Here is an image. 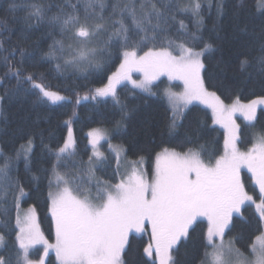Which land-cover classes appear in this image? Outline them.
I'll return each mask as SVG.
<instances>
[{
	"label": "snow or ice",
	"instance_id": "1",
	"mask_svg": "<svg viewBox=\"0 0 264 264\" xmlns=\"http://www.w3.org/2000/svg\"><path fill=\"white\" fill-rule=\"evenodd\" d=\"M17 7L16 4L10 5L12 10ZM23 7V20L29 27L33 22L40 24L46 21L48 25L59 28L61 39L53 40L44 53L43 58L48 60H62L65 66L74 68L99 69L102 53L113 42L118 43L123 59L117 70L107 77V83L95 90L93 99L110 96L120 104L117 86L125 81L145 91H150L152 82L161 75L181 81V92L166 90L170 116L165 129L170 139L192 146L183 151L162 147L155 155L150 179L145 171L133 167L116 183L98 180L94 196L85 187V182L78 179L79 173L71 175L54 169L55 190H52L50 180L48 198L55 222V243H50L40 231L34 208H29L23 215L17 211L15 264H44V257L50 249L55 251L59 264H129L126 257L132 248L133 234L148 236L142 250L150 264H178L174 253L182 241L190 238L201 218L207 221V228L202 234L203 253L199 264H208L209 256L212 264H264V135L259 136L247 151H240L237 147L239 125L233 119V115L239 112L246 120L255 121L257 106L264 105V95L247 103L237 95L230 104H225L206 85L204 56L211 45L205 44L198 50L195 33L192 34L191 46L187 42L177 43L166 35L169 20L176 18L170 15L174 11L199 17L198 24L202 22L201 0H113L111 4L109 0H76L75 3L65 0L64 4L56 6L54 15H48L53 7L51 3L32 0ZM109 7L111 11L105 16ZM255 8L264 17V0H255ZM217 9L222 16L223 0H219ZM180 27H185L183 21H180ZM261 32L264 34V28ZM105 33L107 38L102 45L93 46V41ZM64 37H67V43ZM0 50L8 53L2 57L8 68L5 76L15 77L17 84L27 82L32 89L39 91L41 98L52 103L67 99L51 91L42 82V75L38 83L33 73L25 74L23 65L26 57L31 55L25 48L16 45L11 50L4 49L3 40H0ZM17 51L20 60L13 65L9 63V57L15 56ZM252 66L246 56L240 61L242 71ZM56 67L60 69L61 64L57 63ZM133 72L142 73L143 79L133 80ZM256 72L264 85V35L261 37L260 55L256 58ZM193 101L209 107L213 123L225 129L222 155H209L206 159L203 145L193 144L187 133L180 137L179 129L183 127L186 110ZM66 123L69 124L68 135L56 152L58 164L75 154L71 121ZM88 135L94 146L102 138L99 129L90 131ZM31 146L32 140L29 139L28 148L23 151L26 166ZM94 155L97 160L103 158L100 152H94ZM143 159L141 157L140 162ZM10 161L11 158H5L0 165V203L11 196L19 209V200L27 193L19 177L14 178L10 174ZM89 163L91 165L92 157H89ZM244 169L259 189V202L245 189L241 177ZM88 171L91 176L93 169L89 167ZM246 204L255 205L259 214V234L249 246V255L236 247L237 237L225 239L226 230L230 231L234 226V214L242 217L241 209ZM6 241V235L0 232V248L6 247ZM38 244L43 245V255L33 260L30 250ZM0 264H13V261L0 255Z\"/></svg>",
	"mask_w": 264,
	"mask_h": 264
},
{
	"label": "trees",
	"instance_id": "2",
	"mask_svg": "<svg viewBox=\"0 0 264 264\" xmlns=\"http://www.w3.org/2000/svg\"><path fill=\"white\" fill-rule=\"evenodd\" d=\"M31 2L32 0H0V40H3L4 49L11 50L16 45L25 48L31 54L26 57L23 65L25 74L33 73L38 83L41 82L39 77L42 75V82L49 86L51 91H56L67 99L52 103L46 98H41L39 91L32 89L27 82L17 84L15 77L10 74L5 76L8 68L2 57L8 53L0 50V97H3L0 100V165L4 163L5 158H11L10 174L14 178L19 177V182L27 193L20 198L19 205L36 209L44 237L54 243L55 226L48 198L49 181L53 183L55 177L54 169L62 173L67 171L71 175L79 173L78 179L85 182V187L89 188L92 194H95L98 180L116 183L121 178L117 159L111 152L109 153L112 155H107L90 176L89 157H92L93 151L91 137L88 135L90 131L108 130L111 134L110 143L121 145L130 161L143 157L146 170L150 174L154 168L155 155L162 147L183 151L192 145L182 144L181 140L170 139L167 135L165 125L170 116V105L164 94L168 87L165 80L151 85L150 91L129 84L118 85L117 96L120 104L110 96L92 98L95 90L107 83V77L117 70L123 59L118 43L113 42L102 53V66L99 69L88 68L83 71L80 68L65 66L62 60L43 58L48 46L53 40L61 39V35L59 28L48 25L46 21L40 24L33 22L31 27L24 22L23 5ZM39 2L51 3L53 7L48 15H54L57 12L56 6L64 4L65 0ZM72 2L75 3L76 0ZM112 2L113 0H109L110 4ZM201 3L202 22L199 24V17L176 11L170 13L176 18L169 20L167 37L177 43L187 42L191 46L192 34L195 33V46L198 50L205 44L211 45L204 56L206 85L226 104H230L237 95L243 103L264 95V85L256 72V58L260 55L261 37L264 35L261 32L264 28V17H261L255 8V0H223L222 16L218 14L217 9L219 0H201ZM12 4L18 7L12 10ZM110 11L109 7L105 16ZM80 15L83 18L82 6ZM180 21H183L184 28L180 27ZM106 38L107 33L102 35L98 47ZM64 39L66 42L67 37ZM173 47L175 48V44ZM245 56L253 66L242 71L240 61ZM19 60L18 51L15 56L9 57V63L13 65ZM57 63L61 64L60 69H57ZM69 120L75 134V154L58 164L56 152L67 138L69 124L66 122ZM238 122V144L241 150H247L254 143L256 136L264 135V105L258 108L254 123L247 124L240 118ZM179 133L181 138L187 133L192 137L193 144L203 145L206 159L209 155L217 157L223 154L225 131L213 123L212 112L203 106H188ZM29 139L32 140V146L26 166L23 151L28 146ZM108 145L109 143H104L102 148L107 150ZM243 182L246 191L258 200V189L246 172ZM17 211L11 196L0 203V232L7 237L6 247L0 248V255L10 258L13 264L16 256ZM241 212L242 217H233L234 226L227 231L226 237H237L236 247L245 255H249V246L259 234V215L254 206L248 204ZM206 228L207 221L201 219L195 225V230L191 231L190 238L178 245V251L174 253L178 264H199L203 253L202 234ZM147 241L146 234H133L132 248L126 257L129 264H150L149 258L142 250ZM30 254L33 260L39 259L43 255V248L35 247L30 250ZM45 264H59L53 252L48 254Z\"/></svg>",
	"mask_w": 264,
	"mask_h": 264
},
{
	"label": "rangeland",
	"instance_id": "3",
	"mask_svg": "<svg viewBox=\"0 0 264 264\" xmlns=\"http://www.w3.org/2000/svg\"><path fill=\"white\" fill-rule=\"evenodd\" d=\"M101 39H102V36L99 37L97 40L93 41V46H97L100 44L101 42ZM67 43V41H66ZM90 69H92L93 67H88ZM88 68H84L83 66L80 68L82 69L83 71L87 70ZM132 79L133 80H141L143 79V74L142 73H139V72H133L132 74ZM167 81L168 83V87L167 89L164 90V94H165V97L167 98V95H166V90L168 91H172V92H181L183 90V84L181 81H178V80H169L168 76L167 75H161L158 77V79L154 80L152 82L151 85H154V84H157V83H160L162 81ZM122 84H129L131 86H133V84L129 81H125L123 82ZM121 85V84H120ZM150 85V86H151ZM134 87V86H133ZM175 87H177L178 89H175ZM136 88V87H135ZM139 89V88H138ZM143 90V89H142ZM226 104V103H225ZM190 105H200V106H203L207 109H209L211 111V109L209 107H207L205 104L199 102V101H193L192 104ZM189 105V106H190ZM261 107V105H258L257 106V110L258 108ZM212 112V111H211ZM238 118L242 119L245 123L247 124H252L254 123L255 121H248L244 118V116L237 112L233 115V119L235 121V123L237 125H239V122H238ZM217 126H219L220 128H222L224 131L225 129L219 125V124H216ZM72 129V128H71ZM100 130V133L102 135V138H100L98 140V142L95 144V146L91 143V146H92V163H91V168L93 169V171L95 170L96 167H98L99 165L102 164V162L106 159L107 155H115L116 159H117V163H118V167H119V171L121 172V176H123L126 172H130L132 170L133 167H136L138 168L139 170L141 171H145L147 174H148V178L150 179L151 178V174L146 170V166H145V161L143 160L142 162H140V160H137V161H130L127 157H126V154H125V149L121 146V145H118V144H114V143H110V139H111V134L110 132H108V130L106 129H99ZM239 133H240V126H239ZM72 134H73V138L75 140V134H74V131L72 129ZM239 135V134H238ZM259 136H256L255 140H254V143L256 142L257 138ZM239 142V140H238ZM237 142V147L240 149L239 147V144ZM104 143H109L108 147H107V150L103 149L102 148V145ZM75 145H76V141H75ZM28 148V146L26 147ZM25 148V149H26ZM75 150V148H74ZM248 150V149H247ZM247 150H241L240 151H247ZM94 152H100L103 154V158L100 159V160H97V158L95 157L94 155ZM111 152V153H109ZM244 172H246L248 175H250V173L247 172L246 169L242 170V173H241V177H242V180H243V175H244ZM55 183H56V180H55V177H54V180H53V183H52V190L54 191L55 190ZM253 183V182H252ZM257 187V186H256ZM258 188V187H257ZM93 196L95 194H92ZM258 195H259V189H258ZM257 202H259V198L257 200ZM247 205V204H246ZM245 206V205H244ZM243 206V207H244ZM254 206L255 208V205H252ZM242 207V208H243ZM29 208H34V207H28V208H23V206L20 204L19 205V209L18 211L20 212L21 215H23L24 212H26ZM35 209V208H34ZM242 210V209H241ZM237 215V214H234V216ZM259 215V214H258ZM35 219H36V223L39 225V229L40 231L42 232V229H41V226H40V222H39V218H38V214H37V211L35 209ZM202 220H205L203 218H201ZM54 222V220H53ZM54 226H55V222H54ZM227 231L226 230V234H227ZM43 233V232H42ZM225 239L227 240V237L225 235ZM55 243V242H54ZM35 247H42L43 248V245H36L34 246L33 248ZM32 248V249H33ZM211 251V250H210ZM53 252L55 254V251L50 249L48 254ZM56 255V254H55ZM48 257V255L46 256ZM46 257H44V264L46 262ZM59 262V261H58ZM208 264H212V257L209 256L208 257Z\"/></svg>",
	"mask_w": 264,
	"mask_h": 264
}]
</instances>
